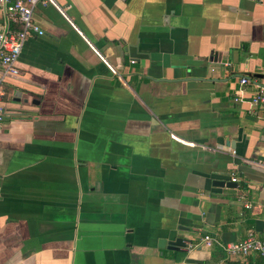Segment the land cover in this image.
Instances as JSON below:
<instances>
[{
	"label": "crops",
	"instance_id": "crops-1",
	"mask_svg": "<svg viewBox=\"0 0 264 264\" xmlns=\"http://www.w3.org/2000/svg\"><path fill=\"white\" fill-rule=\"evenodd\" d=\"M34 18L45 34L3 82L0 264H264L203 240L264 236V0H56ZM178 236L188 252L160 244Z\"/></svg>",
	"mask_w": 264,
	"mask_h": 264
},
{
	"label": "built area",
	"instance_id": "built-area-1",
	"mask_svg": "<svg viewBox=\"0 0 264 264\" xmlns=\"http://www.w3.org/2000/svg\"><path fill=\"white\" fill-rule=\"evenodd\" d=\"M56 0H0V129L5 120V109L2 105L4 95L3 82L8 75H18L17 61L23 50L25 42L30 37L45 34L43 27L36 22L34 13L40 5L55 4ZM264 74V66L260 67ZM249 77L244 75L241 78L242 84H247ZM254 103L264 102V87H260L257 94L252 97ZM232 181H238L233 175ZM243 196H239V199ZM246 208L253 205L244 202ZM207 246L219 244L222 246L228 258L246 257L251 254H258L264 261V236L258 235L254 229H250L247 236L242 240L223 243L217 237L205 234L203 237Z\"/></svg>",
	"mask_w": 264,
	"mask_h": 264
},
{
	"label": "water",
	"instance_id": "water-1",
	"mask_svg": "<svg viewBox=\"0 0 264 264\" xmlns=\"http://www.w3.org/2000/svg\"><path fill=\"white\" fill-rule=\"evenodd\" d=\"M191 242V239H188L183 236H178L176 238H171V239H162L160 241V244L164 247L166 246L170 250H175V251H180V252H188L189 247L188 243ZM187 261L190 262H195L197 260L192 259V258H187Z\"/></svg>",
	"mask_w": 264,
	"mask_h": 264
}]
</instances>
